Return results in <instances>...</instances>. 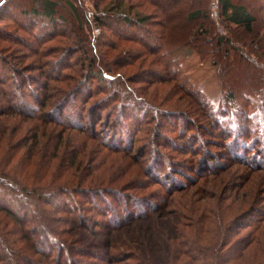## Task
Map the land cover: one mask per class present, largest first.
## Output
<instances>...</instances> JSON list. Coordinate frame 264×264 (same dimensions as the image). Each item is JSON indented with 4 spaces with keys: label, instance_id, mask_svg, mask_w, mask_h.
Returning <instances> with one entry per match:
<instances>
[{
    "label": "trees",
    "instance_id": "trees-1",
    "mask_svg": "<svg viewBox=\"0 0 264 264\" xmlns=\"http://www.w3.org/2000/svg\"><path fill=\"white\" fill-rule=\"evenodd\" d=\"M141 1L146 0H140V3L111 0L107 6L101 8L95 0L92 11L84 5L83 0H8L0 7V43L18 42L25 45L30 53H35L34 55L50 57L52 54L49 52L58 51L57 47H53V50L51 48L52 51H45L42 49L43 44L55 38H68L69 31L72 30L75 36L69 39L73 42L67 47H61L59 52L63 53L61 58H69V63H65L64 68L75 70L73 65L80 64V72H83L79 78L64 75L61 61H48L25 70L10 64L5 56V47H0V137L2 139L7 136L6 140L9 142L13 140V150L10 153L14 160L20 158L21 150L28 149L25 160L29 164L22 171L8 172L0 168V212L12 223L5 224L12 225L11 230L0 229V247H3L4 255L0 257V261L4 264H21L19 260L24 264H101L103 260L111 262L112 249L120 250L116 241L108 242L109 253L99 255L75 247L76 244L84 242V233H79L83 234L79 237L82 239L70 237L72 230H77L78 227L91 229L93 225L96 228L103 225L95 215L86 214L81 199L89 204L93 202L92 210L95 211L96 208L98 212H103L102 215L108 216L107 224L104 223L108 230L100 232L106 231L105 234L111 238L112 228H123L127 223L148 218L154 212L164 210L173 192L186 191L194 183H198L202 175H206V170L216 175L229 167L219 162L218 157L213 156L204 145V142L209 143L207 140L201 142L202 148L199 145V148L190 146V150L182 151L183 154L191 152L193 155L190 160L192 163L188 164H181L177 159L171 160L168 155L159 153L155 147L152 155H149L151 169L155 164L156 168L164 165L162 170H166V173L157 170L154 174L148 167L145 175L157 176L158 183L166 188L152 197H138L132 192L147 185L146 177L140 182L141 185H117L120 184V179H115L114 174L119 169L121 158L114 159L103 147L120 152L118 148H112L108 141L114 140L119 144L123 138L126 148L122 150L129 147L132 150L133 132L141 130L142 124V118L136 112L140 110L145 115V112L150 113L153 110L155 115L159 110L153 109L150 102L146 103L147 100L135 98L136 91L130 86L129 79H119V83L107 80L108 71L128 63L109 62L106 51L97 53L106 29L112 32L119 30L122 40L126 38L142 43L145 50L166 61L168 69L165 67L164 70L170 69L173 74L161 76L164 78L174 80L177 78L176 74L183 72L179 61L173 59L170 47L185 46L197 51L202 58L212 57L214 64L220 66L225 104L212 105L214 113H210L212 119L209 120L212 125L220 127L219 137L225 140V145L233 152L231 161H242L252 168H264V33L255 30L257 15L253 8L244 1L218 0L217 18H221L230 31L228 35L206 37L202 42L206 40L207 43L203 45L199 40V33L179 39L169 37L168 27L173 18L172 13L180 9L173 2L148 0L157 8L166 9L167 14L161 16V13L144 12ZM203 14L204 9L199 8L190 12L188 17L194 19ZM205 14L209 15L208 12ZM92 19L102 30L97 43ZM10 25L17 28L19 33L5 28ZM91 26L92 33L87 36L86 28L91 29ZM239 29L253 35L250 42L235 35ZM202 32L204 35L211 34V30L207 29H202ZM113 34L118 35L114 32ZM111 46L113 49L119 48L115 42ZM139 54L129 55L138 59L136 57H141ZM124 55L128 53L124 52ZM231 60L235 64L243 62L258 67L262 73V84L255 88L240 87L241 84L235 82V75H231L228 70V62ZM32 71L41 73L29 74ZM153 72L158 73L149 69L144 74ZM94 80L106 83L108 81V86H95ZM51 82H66L67 87L58 84L50 86ZM195 92L199 95L198 91ZM99 93L105 94L104 97H95ZM199 100L207 108L202 99ZM243 100L246 103H242ZM255 102L260 104L256 106ZM127 107H130V112ZM86 120L88 126L85 125ZM100 123H104L106 129L98 131L97 125ZM67 129L75 131L76 134L86 133L90 129L91 138L96 139L97 135L101 137V157L97 158L96 166L92 167V175L85 174L89 169L87 163L92 160L86 153L78 151L69 154L68 151H61L67 138ZM187 140L179 146L185 147ZM9 144L11 142L7 145ZM131 150L128 153L130 157ZM251 151L253 153L250 155ZM44 154L48 160V176L53 170V178L43 183L41 180H44V175L37 180L38 177H34L37 174L31 173V167L41 162ZM56 164L62 165L57 166L58 170H63L62 177L56 178L54 174ZM126 164L120 168V173L131 175ZM183 168H189V171L181 173ZM179 172L185 179L178 178ZM143 174L140 171L137 176ZM32 178L34 182H31ZM169 180L177 184L171 185ZM229 182L232 185L231 177ZM219 189L221 191L215 196V201L208 206L203 204L200 207L199 198H190L191 202L195 201L198 205H190L195 207L191 210L192 218L195 219L193 225L186 229L177 223H166L160 228L165 233V242L160 245V253L146 250L145 256L136 254V264H264V200L257 194H234L232 187L227 189L223 186ZM107 206L110 208L104 213ZM122 209L127 220L119 212ZM204 217L206 222L203 224L200 221ZM10 235L19 238L12 240ZM16 243L21 246L19 250L12 248ZM56 251L57 257L54 254ZM116 259L122 258L118 255Z\"/></svg>",
    "mask_w": 264,
    "mask_h": 264
},
{
    "label": "rangeland",
    "instance_id": "rangeland-1",
    "mask_svg": "<svg viewBox=\"0 0 264 264\" xmlns=\"http://www.w3.org/2000/svg\"><path fill=\"white\" fill-rule=\"evenodd\" d=\"M94 1L95 0H83L84 5L91 11L93 9L92 6L95 4ZM110 1L111 0H96V2L100 5L101 8L107 6ZM128 1L133 3H140V0H125V3ZM170 1L174 3L176 8L180 9L172 13L173 18L169 21L168 27L169 37L179 39L182 38V36L185 38L189 34L194 33L198 35L199 33V40L202 42L203 39H207L211 36L216 37L218 34L228 35L230 29H228L224 25V23L222 22L223 20L221 21V18H217V14L213 15L212 13L213 2H215V0ZM235 1H244L253 8L254 12L257 15L255 30L264 33V0ZM141 4V8L144 12H156L157 14L161 13V16L167 14L165 8L159 9L156 6L152 5L148 0L144 2L141 1ZM199 8L204 9V14L198 18L190 19L188 17V14ZM205 12H208L209 15L205 14ZM92 22L94 26L95 22L93 21V19ZM231 27L233 28V26ZM5 28L19 33L18 29L12 25L6 26ZM202 29H207L208 31L211 30V34L204 35ZM222 30L226 31V34H223ZM71 31H69L68 38H55L43 44L42 49L45 51L46 49H48L49 51L51 48L53 50V47H57L56 50L58 49V51L49 52L52 54V56L50 57H42L40 56V54L34 55L35 53H30L25 45L19 44L18 42H2L0 43V47H5V56L9 59L10 64L12 63V65L16 67H22L25 70H28L30 68L33 69L38 65H42L44 62L50 61L49 63H54L56 61H61V68L64 69V75H70L73 78L78 76L79 78L83 74L82 71L80 72V64L73 65V68L75 70L70 68H64L63 65H65V63H69V58H66V60L64 59V57L61 58L63 53H61V51L59 52V50H61V47H67L70 43L73 42L72 39H69L75 36L73 31ZM113 32L118 33V35H114ZM113 32L109 29L104 30V36L101 39V45H99L100 48L98 47L96 51L97 53L99 51L100 53L101 51L102 53L106 51L109 62H117L118 64H123L125 62L128 64L125 66H117V68H114L113 71H108L106 75L107 80H109V82L115 80L119 83L121 82L119 81V79H129L131 82L130 86L136 91L134 92L136 94H134L135 98L143 100L145 99L147 100L146 103L150 102L149 104L152 105L153 109L159 110V113H156L155 115V111L153 110H151L150 113L149 111L147 113L145 112V115L143 114L144 112H141L140 110V112H136V114H139L141 116L142 124L140 125L141 130H135V132H133L134 145L132 150L130 149V147L125 151L122 150L123 148H126V141L123 138H121L119 144L117 141L107 140L108 144H110V146H113L112 148H118L120 152H114L112 149L103 147V150L105 149L107 152H110L111 157H113L114 159L116 157L121 158L118 164L119 169L114 174L116 175L114 177L115 179H120V184L117 185H141L140 182L143 181V179H145L146 177L147 185L144 188H138L137 190H134L132 193H134L135 196L152 197L162 192V190H164L166 186L158 183L157 176L152 177L145 175V170L148 169V167L150 171L154 174L157 172V170L161 173H166L165 169V171L162 170V168H164V165H161L160 168H156L155 164L151 169V161L149 155H152V149L155 147L157 148L159 153L162 152L161 154H164V156L168 155L169 157H167L171 160L174 161V159H177L178 162H180L181 164H188L190 160L193 159V155L191 154V152L183 154L182 151L190 150V146L196 147L197 145H199V147L202 148L201 142L207 140L209 143L204 142V145L209 148V151H211L213 156H217L219 162L221 161L225 165H229L226 170L216 175L209 173L210 171L206 170V172H204L206 173V175H202L199 178L200 180L198 181V183H194L186 191L182 190L173 192V194L169 198L170 202L164 210L160 212H154L148 218L137 219L130 224L127 223L128 225L124 226L123 228H112L111 230L113 231H110L112 235L111 238H109L105 234L108 229H105L104 227V223L107 224L108 222V216L105 217L104 215H102L103 212H98L96 208L95 211L92 210L94 209L92 204L93 202H90L89 204L82 199L80 200V202L86 208V214L88 213L89 215H95V218H97L99 221H102L103 225L102 227L98 226L97 228L95 225H93L91 229H87L85 227H78L77 230H72L70 236L71 238L82 237L83 234L79 233H84L82 237L83 239L79 238L82 239L84 242L76 244L77 246L75 247L78 250L79 248H82L83 250H90L95 253H98L99 255H104L106 252L109 253L110 248H108L107 246L108 242L110 243L112 241H116V244L119 245L120 250L112 249L113 254H110V257H112L111 262H113L118 255L123 260L116 259V262L113 263L108 262V260H103L101 264H136V254H143L145 256L147 255L146 250L149 252L152 251L151 253H153V251H157L158 253H160V245H164L165 242V233L163 231H160V228H163L166 223H177V225L186 229L187 226H191V224L193 225L192 222H195V219L192 218L191 210H194L195 207H198V205H200V207L203 204L208 206L210 203L215 201V196H218L219 191H221L219 188H222L223 186L227 187V189L228 187H232V192L234 194H237L239 196H250L251 194L252 196H255L257 194L261 200H264V168H252L249 164L243 163L242 161L236 160V163L235 161H231V156L233 155V152L229 151V148L224 143L225 140L219 137V131H221L220 127L216 124L212 125L209 120L212 119L210 113H214L212 112V105L217 106L219 104H225V91L223 89L222 82L220 79V66L218 64H214L212 57L202 58L197 51L191 50L190 48L185 46L170 47L169 49L174 56L173 59L175 61H179L180 68L183 72L176 74L177 78L174 80L167 77L164 78L161 76L165 74L172 76L173 74L172 71H169L170 69L167 71L164 70L165 67L168 69V64L166 63V61L160 60L156 55L151 54V51L145 50V47L142 45V43H139L137 41L134 42L126 38L125 40H122L119 36V30H113ZM85 33H87V36L90 35L89 33H92V26L91 29L86 28ZM235 35L240 36V38L244 39L247 42H250V40L253 38V35L245 31L244 29H239ZM97 41L98 40H96V43ZM113 42L117 43L119 47L118 49L111 48ZM205 43H207L206 40L205 42L203 41L201 44L206 45ZM124 52H127L128 55H124ZM129 54H139L141 55V57H136L138 59H135L132 58ZM78 55H80V53L76 54L75 57ZM228 64H230L228 69L229 72H231L230 74L235 75V82L237 84H241L240 87L244 86L245 88H247L248 86H254L255 88V86H259L262 84V73L255 65L251 66L248 63L243 62H237L235 64L232 62V60L230 61V63L228 62ZM149 69L156 70L158 71V73L155 74V72H153L152 74L147 73L145 75L144 73H146ZM40 73L41 72L39 71H32L29 74L40 75ZM107 83L100 80H94L95 86H108ZM55 84L63 86L64 88L67 87L66 82H51L50 86H55ZM195 91H198V94L200 96L197 95ZM104 95L105 94L103 93H99L95 97L102 98L104 97ZM199 98L202 99L205 105H207V108L203 106V103L201 104ZM243 101L244 102L242 103H246V100ZM208 103L210 106L208 105ZM255 103L256 106L260 104V102ZM166 110L177 111L179 113H168ZM127 111L130 112V107H127ZM154 116L156 118H154ZM85 123V125L88 126L87 120ZM118 127H120V125ZM97 129L98 131L101 129H106V126L104 123H100L97 125ZM77 133L78 134H76V132L73 130L71 131L67 129V138L64 141V145L61 151H64L65 153L68 151L69 154L77 153L78 151L86 153V155L92 160L87 163L89 164V169L85 171V174L92 175V167L96 166L97 158L99 159V157H101V153L99 150L101 148L99 145L100 143H102L101 137L97 135L96 139L91 138L92 133L90 132V129H88L86 133ZM6 138L7 136L3 137L2 139L0 137V168L8 172L14 170L22 171L24 167H27L29 165H27L25 160V156L28 149L21 150L19 154L20 158H18V160H14L11 156L12 154L10 153L13 150V140L10 141L11 144L7 145L10 142L9 140H6ZM185 139L188 140L187 143L184 144L185 147L182 148L179 145H181L180 143H183ZM197 141L199 142V144L194 145V143H198ZM199 147L197 146L196 148ZM130 150L132 156L134 157H130V155L128 154ZM251 153L253 152L251 151L250 155ZM44 155L45 156H43L41 162L37 163V165L35 166H30L32 169L31 173L37 174V176H34L38 177L37 180H40V178H42V176L44 175V180H41L43 181V183L50 181V179L53 178V170L48 176L49 172L47 173L48 170H46V162L48 160L46 154ZM40 158L41 156L39 157V159ZM123 163H127L125 166L129 168V171H131V175H125L120 173V168H123L124 166ZM58 165L59 164L54 165V174H56V178L63 176V170L57 169ZM140 171H142L144 174L141 176H137ZM186 171H189V168L186 170L184 169L181 173H186ZM177 175L179 179H185L180 174V172ZM229 177L232 178V185H229ZM32 179L31 182H34V179ZM169 183L173 185V183L175 182L169 180ZM176 184L177 183H175L174 185ZM173 187L174 186H172V188ZM190 198L195 200L199 198L198 205L195 201L191 202ZM98 201L103 202L102 200ZM191 203H195V207L190 206L192 205ZM185 204L186 208L184 207ZM109 208L110 206H107L104 209V213ZM146 209L149 210V207H147ZM119 212L123 215L122 218L125 219L124 209ZM195 214L196 216H198L197 212H195ZM117 217L118 216L116 215L115 218ZM6 222L11 223V220L5 217L3 212H0V229L4 228L5 231L11 230L12 225L5 226ZM200 222L204 224L206 222V218L204 217L203 219H201ZM102 230L106 231L101 233L100 231ZM9 237L12 240H17V238H19V236L12 235H10ZM15 245L16 246L14 247H12L11 245L10 246L14 249H18L21 247L20 244L16 243ZM153 247H156L157 249ZM54 254L57 257V251L54 252ZM3 256V247H0V257ZM19 262L21 264H24V262L21 260H19ZM0 264H4V262L0 261Z\"/></svg>",
    "mask_w": 264,
    "mask_h": 264
},
{
    "label": "built area",
    "instance_id": "built-area-1",
    "mask_svg": "<svg viewBox=\"0 0 264 264\" xmlns=\"http://www.w3.org/2000/svg\"><path fill=\"white\" fill-rule=\"evenodd\" d=\"M8 0H0V7L2 5H4ZM217 8H218V2L217 0H215V2H213V15H216L217 14ZM222 33L223 34H226V31L222 30ZM101 34V29L100 27L94 25V37H95V40H97V38L100 36Z\"/></svg>",
    "mask_w": 264,
    "mask_h": 264
}]
</instances>
